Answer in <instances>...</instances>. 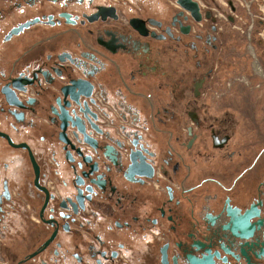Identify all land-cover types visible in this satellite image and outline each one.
<instances>
[{
    "label": "flooded vegetation",
    "instance_id": "obj_1",
    "mask_svg": "<svg viewBox=\"0 0 264 264\" xmlns=\"http://www.w3.org/2000/svg\"><path fill=\"white\" fill-rule=\"evenodd\" d=\"M0 264H264V0H0Z\"/></svg>",
    "mask_w": 264,
    "mask_h": 264
},
{
    "label": "rangeland",
    "instance_id": "obj_2",
    "mask_svg": "<svg viewBox=\"0 0 264 264\" xmlns=\"http://www.w3.org/2000/svg\"><path fill=\"white\" fill-rule=\"evenodd\" d=\"M237 3V2H239V0H234V3ZM233 15H234V21H233V24H232V27H233V29H236V30H238V31H241V28H239V26H242L243 25V21H242V19H241V17H240V14H235V13H233ZM234 24H236V26H233Z\"/></svg>",
    "mask_w": 264,
    "mask_h": 264
},
{
    "label": "water",
    "instance_id": "obj_3",
    "mask_svg": "<svg viewBox=\"0 0 264 264\" xmlns=\"http://www.w3.org/2000/svg\"><path fill=\"white\" fill-rule=\"evenodd\" d=\"M194 3H195V5L197 4V2H196V1H195Z\"/></svg>",
    "mask_w": 264,
    "mask_h": 264
},
{
    "label": "crops",
    "instance_id": "obj_4",
    "mask_svg": "<svg viewBox=\"0 0 264 264\" xmlns=\"http://www.w3.org/2000/svg\"><path fill=\"white\" fill-rule=\"evenodd\" d=\"M225 0H223V2H224Z\"/></svg>",
    "mask_w": 264,
    "mask_h": 264
}]
</instances>
